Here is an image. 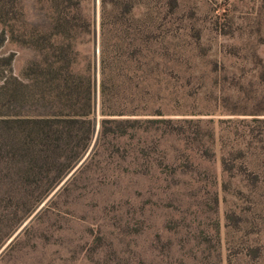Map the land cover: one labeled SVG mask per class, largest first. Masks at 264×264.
Listing matches in <instances>:
<instances>
[{"label": "rangeland", "instance_id": "374dc122", "mask_svg": "<svg viewBox=\"0 0 264 264\" xmlns=\"http://www.w3.org/2000/svg\"><path fill=\"white\" fill-rule=\"evenodd\" d=\"M0 264H264V0H0Z\"/></svg>", "mask_w": 264, "mask_h": 264}, {"label": "trees", "instance_id": "16d2710c", "mask_svg": "<svg viewBox=\"0 0 264 264\" xmlns=\"http://www.w3.org/2000/svg\"><path fill=\"white\" fill-rule=\"evenodd\" d=\"M102 112L105 114V115H115V114H123L122 111H119V112H115V111H106L104 108H102ZM87 114V113H86Z\"/></svg>", "mask_w": 264, "mask_h": 264}]
</instances>
